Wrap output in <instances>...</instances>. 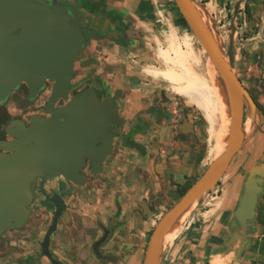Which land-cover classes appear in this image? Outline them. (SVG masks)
I'll use <instances>...</instances> for the list:
<instances>
[{
    "label": "rangeland",
    "instance_id": "rangeland-1",
    "mask_svg": "<svg viewBox=\"0 0 264 264\" xmlns=\"http://www.w3.org/2000/svg\"><path fill=\"white\" fill-rule=\"evenodd\" d=\"M170 2L174 14L171 22L174 35H160L155 30L138 29L134 44L121 45L119 42V48L113 58L115 61L107 62V54L100 52L89 59L88 63L98 64L90 72L73 70L74 91L91 85L90 88L101 98L116 99L123 125L115 131L111 152L103 161L99 172L91 173L85 169L83 184L65 183L62 178L47 183V189L61 185L60 192L66 203L63 218L58 221L51 240V247L60 249L57 255L59 260L66 264H85L86 260L81 259L78 253L88 249L91 254H95L94 243L104 234L108 233V237H112L120 220L133 218L137 213L155 220L151 231L161 215L180 197L176 192L178 184L175 185L173 174H168V170L174 167L175 163L178 166L186 164L184 162L187 157V163L192 162L196 156L199 160L204 158L202 164L194 165L193 172L185 176L184 183L194 178L196 180L215 159L208 153L210 125L203 113L175 93L166 80L151 73L170 67V64L160 57V52L170 50V43L175 39L184 50L187 46L193 49L199 60L196 68L199 73L204 74L210 64V59L198 40L179 19L174 1ZM204 18L226 58L232 36V71L255 104L253 108L247 102L244 106V123L246 120L252 123V130L243 131L241 146L225 171L226 178L220 179L218 184L204 193L200 200L180 217L163 248L175 238L177 231L188 223H191V227L204 229L205 234L213 231L226 238L233 230L229 221L224 219L221 228L216 224H220L219 219H223L220 199L224 198L227 179L232 177L238 180L240 189L251 167L264 166V9L256 12L249 8L247 13L243 5L238 8L236 16L232 10V13L225 17L223 26L222 21L218 19L212 20L205 16ZM81 53L83 50L77 60ZM75 61L73 60V64ZM89 76L93 77L92 80ZM214 78L217 93L223 97L216 96L210 103L213 109L214 130L221 147L228 135L231 118L226 87L220 77L216 79L214 75ZM100 86L103 87L104 93H100ZM26 96L27 91L12 93L0 105L10 118L0 127L3 138L8 136L4 129L12 119H26L45 99V94H42L36 101L27 102ZM220 114L226 115V119H221ZM162 123L167 128L166 132L159 131L157 125ZM133 125L139 127L134 128L130 139L128 138L131 144L125 141V135L129 129L135 127ZM181 130L187 131L188 134ZM162 135H166V139L170 141L179 142V147L166 146V140L161 142ZM263 194L264 190L258 199L253 222L256 240H264V227L259 226L257 222V214L260 212L264 215ZM51 216L50 205L38 195L30 204V216L25 225L20 229L7 230L0 237V264H51L41 253V241L51 222ZM230 217L233 219V216ZM261 256L262 258L258 256L246 263L264 264L262 251Z\"/></svg>",
    "mask_w": 264,
    "mask_h": 264
},
{
    "label": "water",
    "instance_id": "water-1",
    "mask_svg": "<svg viewBox=\"0 0 264 264\" xmlns=\"http://www.w3.org/2000/svg\"><path fill=\"white\" fill-rule=\"evenodd\" d=\"M173 1L226 87L231 123L224 154L206 167L153 226L142 264H160L166 234L222 178L243 140L244 106L246 102L251 108L255 106L232 71V36L226 58L194 0ZM239 4L234 7V16ZM71 17L69 10L60 4L50 8L39 0H0V105L21 83L28 86L26 98L31 100L47 80L54 82L44 108V112L53 116L34 114L28 125L21 119H12L4 129L12 139H0V237L6 230L20 229L27 222L33 199L31 184L35 178L43 182L62 176L83 184L80 168L86 158L91 159L90 172H99L114 139L113 133L107 130L109 123L118 127L122 123L112 98L99 99L90 87L78 92L60 108H54L58 99H68L70 62L78 57L85 41L80 28L71 23ZM263 190L264 166L255 165L243 181L232 214L230 227L234 231H248L252 227ZM41 192L44 193L42 186ZM44 195L55 209L41 241V253L51 264H66L56 259L49 249L51 234L66 206L57 193ZM105 236L94 243L93 251L98 258L111 260V256H104L98 250ZM249 237V232L243 235L240 246L246 244ZM235 263L238 264L236 260Z\"/></svg>",
    "mask_w": 264,
    "mask_h": 264
},
{
    "label": "crops",
    "instance_id": "crops-1",
    "mask_svg": "<svg viewBox=\"0 0 264 264\" xmlns=\"http://www.w3.org/2000/svg\"><path fill=\"white\" fill-rule=\"evenodd\" d=\"M194 2L205 17L222 21V26L225 24V17L232 13L237 2H240L239 8L244 5V8L248 6L250 10L253 9L256 12L264 9L263 0H194ZM71 3L79 10L81 28L86 36L83 53L80 54L78 60L74 59L76 60L74 64L71 63L72 72L73 70L90 72L98 64L88 63V61L100 52L107 54L105 57L107 62L115 61L113 58L119 48L118 44H134L138 29L155 30L160 35L173 33L171 22L174 14L170 0H72ZM160 57L165 63L170 64V67L152 71V75L160 76L166 80L175 93L184 97L203 113L210 125L207 139L208 153L214 159L220 149V144L217 132L214 130L213 109L210 103L213 98L216 96L220 98L222 95L217 93L218 89L211 65H208L204 74L199 73L196 69L199 60L193 49L187 46L184 50L176 39L170 43V50H161ZM106 87L108 88V86ZM99 89L100 93H104L102 86ZM196 99L200 103L202 102V105H198L195 102ZM163 125L164 123L157 126L159 131L166 132L167 128ZM181 132L188 134L187 131L181 130ZM166 135H162V143L166 140L164 143L170 148L179 145L176 140L166 139ZM196 157L189 163H187L189 160L187 157L184 162L186 164L178 166L175 163L174 167L168 170V174H173L175 185L183 183L185 176L193 172L194 165L203 163L204 158L199 160V157ZM223 178H226V173L221 180ZM226 182L224 198L220 199L223 219H219L220 224H216L220 228L224 219L231 222L230 216H233L242 189V187L240 189L238 187V180L232 177H229ZM120 216L122 215L120 214ZM120 221L117 224L118 228H114L112 237H108L107 233L104 240L98 245L99 252L104 256H111L112 259H100L95 254H91L88 249H83L78 255L81 259L86 260L85 264H142L148 232L155 220H152L151 217L145 218L141 213H137L133 218L128 217ZM191 226V223H188L179 229L175 238L162 249L160 264H236V259L238 264H247L246 262H251L258 256L262 258L261 251L264 253V240L254 239L256 236L254 225L248 231L232 230L226 238L213 231L205 234L204 229ZM259 226L262 227L261 224ZM245 232L251 233V237L246 244L240 246ZM234 233L240 234L241 237L240 235L239 237L238 235L233 236ZM51 240L52 234L49 249L57 256L60 249L52 248ZM105 248L110 249L106 250ZM239 248L241 249L238 251ZM228 253H233V255Z\"/></svg>",
    "mask_w": 264,
    "mask_h": 264
},
{
    "label": "flooded vegetation",
    "instance_id": "flooded-vegetation-1",
    "mask_svg": "<svg viewBox=\"0 0 264 264\" xmlns=\"http://www.w3.org/2000/svg\"><path fill=\"white\" fill-rule=\"evenodd\" d=\"M39 1H40L41 3H45V4H47L50 8H53L54 6L60 4V5L65 6V7L69 10V12H70L71 15H72L71 20H70L71 23H72L74 26H78V27L80 28L82 34H83L84 37H85L84 46H83V48H82V50H84V48H85V46H86V36H85V32H84V31L82 30V28H81V22H80V19H81V18H80V15H79V10H77V9L72 5V3H71L72 0H39ZM15 32L18 33L19 30H16ZM72 62H73V60L70 62V72H71L70 74H71V77H70V86H69V89H68V99H66V100H64V99H62V98L58 99V100L54 103V108H55V109H58V108H60L61 106L65 105V104L68 102V100L71 99V98H72L74 95H76L78 92H80V91H82V90H84V89H86V88L92 87L91 85H89V86H86V87H84V88H82V89H76V90L74 91V88L72 87V79H73V72H72V70H71V63H72ZM89 77H90V76H89ZM92 78H93V77H90V80H92ZM53 84H54V82H52V81H50V80H47V81L45 82L44 86L41 88V90L38 92V94H37L33 99H31V100H27V98H26V101H27V102H32V101H36L39 97L42 96V94H45V99H44V101H43L41 104L38 105V108H37L36 110L32 111V112L28 115V117H27L26 119H21L22 121H24V123H25L26 125L29 124V119H30V117H31L32 115H34V114H38V115H40V116H42V117H48V118H50V117L53 116V114H51V113L44 112V108H45V106H46V104H47V101H48L50 95H51V91H52ZM18 91H27V93H28L29 88H28V86H27L25 83H21L20 85H18V86L16 87L14 93H16V92H18ZM94 92H95V90H94ZM95 95H97L96 92H95ZM97 96H98V95H97ZM26 97H27V96H26ZM98 97H99V99H101L100 96H98ZM113 100H114V102L116 103V105L119 106V104L117 103L116 99L113 98ZM118 109H119V107H118ZM18 119H19V118H18ZM121 125H123V118H122V123H121ZM133 126H135V127H133L132 129H129L127 135H125V141H128V140H127L128 138L130 139V136H131V134H132V132H133V129L139 127L138 125H133ZM117 128H118V126H116V124L113 123V122H110V123H109V126H108V128H107V130H108L109 132L113 133V137H114V138H115V136H116V135H115V131L117 130ZM2 139H12V137L5 136V137L2 138ZM111 145H112V144H111ZM110 152H111V147H110V151H109V153H110ZM107 156H108V155H107ZM107 156H106V157H107ZM104 160H105V159H104ZM102 163H103V162H102ZM102 163H101V165H102ZM90 168H91V159H90V158H86L84 164H83L82 167L80 168V172L83 174L84 179H85V175H84L83 171H84L85 169H87V170L90 171ZM56 178H62V179H64V182H65V183H66V182H69V183H72V184H74V185H77L76 183H74L73 181H71V180H69V179H67V178H65V177L60 176V177H56ZM56 178H47V179H45L43 182H41V179H40L39 177H37V178H35V179L32 181V184H31V185H32V193H33V199H32V202H33L34 200H36V198H37L38 195L41 196V197H43V198L46 200V202H47V203L50 205V207H51V215H52V216H51V219H52V217H53V213H54V209H55V207H54V204H53L52 202H50V201H48V200L46 199L44 193H45V194H48L49 196H52L53 194L57 193L58 195H60V197H61V198L63 199V201H64V198L62 197V194H61V192H60V189H61V185H60V184H58V186L51 187V189H47V183H48L49 181L53 180V179H56ZM62 182H63V181H62ZM41 186H42V188H43V190H44V193L41 192ZM58 187H59V188H58ZM64 203H65V201H64ZM65 205H66V203H65ZM63 214H64V212H62V214H61L60 217L58 218V221H59L60 219L63 218ZM57 225H58V223H57ZM6 231H7V230H6ZM8 231H11V230H8Z\"/></svg>",
    "mask_w": 264,
    "mask_h": 264
},
{
    "label": "trees",
    "instance_id": "trees-1",
    "mask_svg": "<svg viewBox=\"0 0 264 264\" xmlns=\"http://www.w3.org/2000/svg\"><path fill=\"white\" fill-rule=\"evenodd\" d=\"M175 9H176V11L178 12V14H179V19L180 20H182L183 22H184V25L188 28V26H187V24L185 23V21H184V19H183V17L181 16V14H180V12H179V10L175 7ZM245 12H249V8H248V6H245ZM210 65H211V67H212V73L215 75V77H216V79L219 77V73H218V71H217V69L214 67V65L211 63V61H210ZM218 76V77H217ZM262 115H263V117H264V109H262ZM220 118L221 119H226V115H224V114H220ZM10 120V118H9V114L5 111V110H2L1 108H0V127L2 126V125H4V123H7L8 121ZM3 138V134H1L0 133V139H2ZM195 180V178L194 179H192V180H187V181H185L183 184H180V185H177L176 186V192H177V194L179 195V196H181V195H183V193L190 187V185L193 183V181ZM219 183V182H218ZM217 183V184H218ZM262 200H263V202H264V194L262 195ZM257 222L259 223V224H261L263 227H264V215H263V213H258L257 214ZM263 232H264V228H263ZM151 233V231H149L148 232V234H150ZM50 252H51V254L56 258V259H58L57 258V256H55V254L50 250Z\"/></svg>",
    "mask_w": 264,
    "mask_h": 264
},
{
    "label": "bare ground",
    "instance_id": "bare-ground-1",
    "mask_svg": "<svg viewBox=\"0 0 264 264\" xmlns=\"http://www.w3.org/2000/svg\"><path fill=\"white\" fill-rule=\"evenodd\" d=\"M192 101V100H191ZM198 105H202L201 103H200V101L198 100V99H196V101H195ZM252 124V123H251ZM251 124H250V122L248 121V120H246V122L244 123V127L242 128V133L244 134V132H251V130H252V127H251ZM254 125V124H253ZM244 131V132H243ZM228 134H229V132H228ZM244 136V135H243ZM227 138V137H226ZM226 138H225V140L223 141V144H222V146L220 147V150L218 151V153H217V155L215 156V159L216 158H218L220 155H222V154H224V152H225V149H226V147H227V142H226ZM245 138V137H244ZM183 216V215H182ZM180 219V218H179ZM176 226V225H175ZM174 229V228H173ZM173 229L169 232V233H167L166 234V236L164 237V240H163V243H165L166 241H167V237L170 235V233L173 231Z\"/></svg>",
    "mask_w": 264,
    "mask_h": 264
}]
</instances>
